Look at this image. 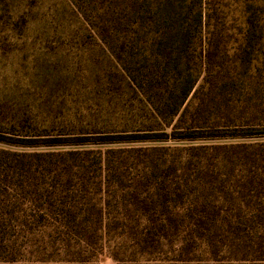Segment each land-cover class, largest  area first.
<instances>
[{
	"label": "trees",
	"instance_id": "16d2710c",
	"mask_svg": "<svg viewBox=\"0 0 264 264\" xmlns=\"http://www.w3.org/2000/svg\"><path fill=\"white\" fill-rule=\"evenodd\" d=\"M69 1L152 121L120 133L0 112V144L16 147L0 146V264H98L111 232L132 249L116 244L117 264H264V9L230 44L211 1ZM219 138L235 140L85 147Z\"/></svg>",
	"mask_w": 264,
	"mask_h": 264
},
{
	"label": "rangeland",
	"instance_id": "374dc122",
	"mask_svg": "<svg viewBox=\"0 0 264 264\" xmlns=\"http://www.w3.org/2000/svg\"><path fill=\"white\" fill-rule=\"evenodd\" d=\"M207 1H211L215 31L230 44L244 26L245 12L254 6L264 9V0ZM262 17L264 23V13ZM134 60L138 65L137 54ZM0 112L4 121L57 126L72 123L92 130L105 126L120 133L142 132L152 121L148 105L121 65L92 37L69 0H0ZM234 140H125L85 147H181ZM130 217L134 219V214ZM105 238L98 264L118 263L111 254L116 244L118 257L132 251L127 240L114 232ZM137 257L129 264H154L145 261L146 256Z\"/></svg>",
	"mask_w": 264,
	"mask_h": 264
}]
</instances>
